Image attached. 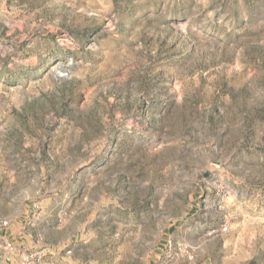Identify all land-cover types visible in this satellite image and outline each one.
I'll return each mask as SVG.
<instances>
[{
	"label": "rangeland",
	"instance_id": "374dc122",
	"mask_svg": "<svg viewBox=\"0 0 264 264\" xmlns=\"http://www.w3.org/2000/svg\"><path fill=\"white\" fill-rule=\"evenodd\" d=\"M0 264H264V0H0Z\"/></svg>",
	"mask_w": 264,
	"mask_h": 264
},
{
	"label": "built area",
	"instance_id": "2783aa9c",
	"mask_svg": "<svg viewBox=\"0 0 264 264\" xmlns=\"http://www.w3.org/2000/svg\"><path fill=\"white\" fill-rule=\"evenodd\" d=\"M4 225H7V222L0 220V226H4Z\"/></svg>",
	"mask_w": 264,
	"mask_h": 264
}]
</instances>
